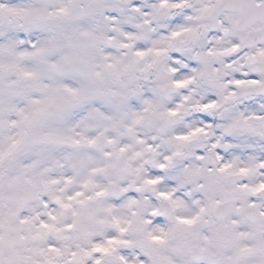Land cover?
<instances>
[{
    "label": "snow or ice",
    "instance_id": "snow-or-ice-1",
    "mask_svg": "<svg viewBox=\"0 0 264 264\" xmlns=\"http://www.w3.org/2000/svg\"><path fill=\"white\" fill-rule=\"evenodd\" d=\"M0 264H264V0H0Z\"/></svg>",
    "mask_w": 264,
    "mask_h": 264
}]
</instances>
